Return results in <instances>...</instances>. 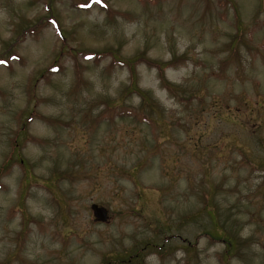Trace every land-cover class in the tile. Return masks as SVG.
Listing matches in <instances>:
<instances>
[{
  "label": "rangeland",
  "instance_id": "1",
  "mask_svg": "<svg viewBox=\"0 0 264 264\" xmlns=\"http://www.w3.org/2000/svg\"><path fill=\"white\" fill-rule=\"evenodd\" d=\"M0 264H264V0H0Z\"/></svg>",
  "mask_w": 264,
  "mask_h": 264
},
{
  "label": "water",
  "instance_id": "2",
  "mask_svg": "<svg viewBox=\"0 0 264 264\" xmlns=\"http://www.w3.org/2000/svg\"><path fill=\"white\" fill-rule=\"evenodd\" d=\"M90 210L96 222L106 223L108 221V212L105 208L93 204L90 206Z\"/></svg>",
  "mask_w": 264,
  "mask_h": 264
},
{
  "label": "trees",
  "instance_id": "3",
  "mask_svg": "<svg viewBox=\"0 0 264 264\" xmlns=\"http://www.w3.org/2000/svg\"><path fill=\"white\" fill-rule=\"evenodd\" d=\"M37 27L39 28L40 26L39 25H37ZM36 27V28H37ZM58 65V64H57ZM129 65V64H128ZM155 67H157L156 65H154ZM59 67H54V65H52L51 67H49V69L47 70V71H49V72H51V73H58L59 72V69H58ZM133 79V78H132ZM132 85V84H131ZM129 86V88H131L132 86ZM142 95H145L144 93H141V98H142ZM219 239V238H218ZM231 245V243H228V247Z\"/></svg>",
  "mask_w": 264,
  "mask_h": 264
}]
</instances>
